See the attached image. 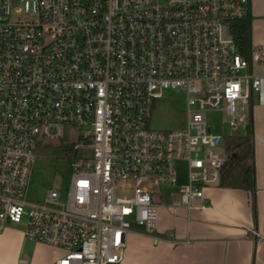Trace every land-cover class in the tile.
<instances>
[{
  "label": "built area",
  "instance_id": "obj_1",
  "mask_svg": "<svg viewBox=\"0 0 264 264\" xmlns=\"http://www.w3.org/2000/svg\"><path fill=\"white\" fill-rule=\"evenodd\" d=\"M252 3L0 0V233L25 220L27 239L65 250L55 264H125L135 226L160 240L151 177L177 188L173 207L206 208L224 141L264 105V47L246 57L232 31ZM170 88L186 94V126L150 128ZM208 112L228 118L219 132ZM63 125L79 135L67 186L29 200L37 151Z\"/></svg>",
  "mask_w": 264,
  "mask_h": 264
},
{
  "label": "crops",
  "instance_id": "obj_2",
  "mask_svg": "<svg viewBox=\"0 0 264 264\" xmlns=\"http://www.w3.org/2000/svg\"><path fill=\"white\" fill-rule=\"evenodd\" d=\"M252 4V46L264 47V0ZM253 70L264 73V62ZM253 129L250 165L236 173L224 168L221 180L206 187L197 203L206 208L159 209L158 243L144 230L131 231L125 264H264V105L254 107ZM251 165L255 188L247 189L240 183ZM63 254L27 239L24 229L11 225L0 233V264H55Z\"/></svg>",
  "mask_w": 264,
  "mask_h": 264
},
{
  "label": "rangeland",
  "instance_id": "obj_3",
  "mask_svg": "<svg viewBox=\"0 0 264 264\" xmlns=\"http://www.w3.org/2000/svg\"><path fill=\"white\" fill-rule=\"evenodd\" d=\"M255 65L257 66L258 63H255ZM207 119L210 130H215V132H219L218 125L222 119L225 121L228 120L226 116H222L217 112H208ZM186 123V94L179 88L164 90L162 97L155 101L149 123L150 128L177 129L185 127ZM229 132L231 133V131ZM232 134V136H244L246 134V128L241 127L237 131L232 132ZM78 138L79 135L77 128L63 125L61 139H50L40 146L29 179L27 189V198L29 200H43L47 191L51 188H62L65 190L70 175V163L63 156V150L67 145L73 146L78 143ZM226 140L221 147L222 155L228 158L227 166L225 165L226 167H224L225 170L228 169V171H234L236 173L239 171V165H250L251 158L247 156L249 147L238 151L235 149L234 145L231 148L227 146ZM185 166V163L180 164L181 168H185ZM147 184L151 185V191L157 192L155 195L157 201L164 204L160 209L167 206H173L172 199L175 195H178V190L175 186L168 184H154V177H151L150 182ZM12 226L19 229H25L26 222L23 220L22 223L13 224ZM134 228L143 230L142 227L138 226H135ZM60 249L65 251L63 248Z\"/></svg>",
  "mask_w": 264,
  "mask_h": 264
},
{
  "label": "trees",
  "instance_id": "obj_4",
  "mask_svg": "<svg viewBox=\"0 0 264 264\" xmlns=\"http://www.w3.org/2000/svg\"><path fill=\"white\" fill-rule=\"evenodd\" d=\"M232 31L235 35L237 44L239 46L240 51L242 54H244L246 57L250 56L251 49H252V16H249L245 19L239 20L232 24ZM254 133L253 129V120L252 122L247 126L246 134L244 136H229L226 139V144L230 148L235 147L238 151H241L242 149H245L249 146V143L252 139ZM252 149H249L247 156L252 158L253 156ZM246 158V157H245ZM244 165H239V170L244 169ZM240 185L245 188H255V167L249 166L243 176Z\"/></svg>",
  "mask_w": 264,
  "mask_h": 264
}]
</instances>
